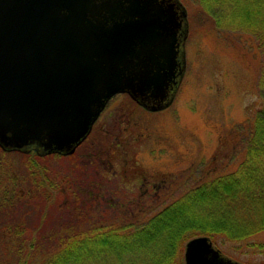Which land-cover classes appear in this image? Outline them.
<instances>
[{"label":"water","instance_id":"95a60500","mask_svg":"<svg viewBox=\"0 0 264 264\" xmlns=\"http://www.w3.org/2000/svg\"><path fill=\"white\" fill-rule=\"evenodd\" d=\"M187 31L178 0H0V149L72 155L117 94L167 108ZM217 256L198 237L184 259Z\"/></svg>","mask_w":264,"mask_h":264},{"label":"trees","instance_id":"16d2710c","mask_svg":"<svg viewBox=\"0 0 264 264\" xmlns=\"http://www.w3.org/2000/svg\"><path fill=\"white\" fill-rule=\"evenodd\" d=\"M214 1L221 10L231 9L235 29L260 38L258 45L264 54V0ZM261 68L259 91L264 98V65ZM102 132L94 125L89 143L67 157L41 156L33 150L0 151V264H138L139 260L142 264H181L186 243L195 237H208L218 245L217 240L242 243L264 233V101L243 134L244 157L237 170L205 179L145 223L110 222L108 215L105 223L99 216L89 215L91 211L86 214L84 206L78 207L79 198L74 205H64L73 195L86 196L92 205L102 199V172H108L110 144L116 143H110V137L102 140ZM83 149L82 157L77 158ZM9 157L18 159L10 162ZM49 158L58 161L60 169L72 165L80 177L49 174ZM111 189L110 200L117 198L118 208L132 203L138 206L135 218L147 211L141 207L147 205L150 210L159 205L157 196L150 198L147 192L135 197L125 194L122 204L118 191L124 188L115 184ZM53 193H57L55 204L51 203ZM247 246L261 256L255 264H264V244Z\"/></svg>","mask_w":264,"mask_h":264},{"label":"rangeland","instance_id":"374dc122","mask_svg":"<svg viewBox=\"0 0 264 264\" xmlns=\"http://www.w3.org/2000/svg\"><path fill=\"white\" fill-rule=\"evenodd\" d=\"M179 2L186 10L188 31L183 45L185 71L172 104L162 111L150 112L126 95L112 99L95 123L103 131L102 140L108 141L110 137V143L116 141L113 147L110 144L108 172H102L103 197L92 205L86 196L73 195L68 199L72 201L64 205H74V200L79 198L82 202L78 207L84 206L86 214L91 211L89 215H95V219L99 216L105 223L109 222L105 219L107 215L110 222L145 223L205 179L237 170L244 157L243 134L264 101L259 91L260 70L264 65L263 49L258 45L260 38L235 29L230 21L231 9L221 10L214 0ZM89 138L83 146L89 143ZM102 149L104 153L106 148ZM83 151H79L77 158L82 157ZM11 159L9 157L10 162H15ZM46 163L48 173L53 176L80 177L72 165L60 169L58 161L51 158ZM115 184L124 188L118 191L122 194L121 202L125 194L135 197L147 192L150 198L157 196L159 205L150 210L147 205L141 207L147 211L135 218L139 214L135 203L124 205L122 202L123 207L118 208V199L110 200L108 193ZM56 195L53 193L52 204H55ZM209 241L218 253L212 264H217L221 258L231 264L261 261V256L254 254L247 244H264L263 232L242 243L217 240L218 245H215ZM131 259L128 257L129 261ZM129 264H133L132 261ZM138 264H142L140 260ZM181 264H185L184 259Z\"/></svg>","mask_w":264,"mask_h":264},{"label":"flooded vegetation","instance_id":"af4514ba","mask_svg":"<svg viewBox=\"0 0 264 264\" xmlns=\"http://www.w3.org/2000/svg\"><path fill=\"white\" fill-rule=\"evenodd\" d=\"M134 102V101H133ZM139 105V104H138ZM139 106H141V105H139ZM142 108H144L143 106H141ZM145 109V108H144ZM147 110V109H146Z\"/></svg>","mask_w":264,"mask_h":264}]
</instances>
